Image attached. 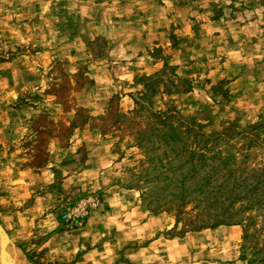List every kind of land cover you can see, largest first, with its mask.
<instances>
[{"label": "rangeland", "instance_id": "1", "mask_svg": "<svg viewBox=\"0 0 264 264\" xmlns=\"http://www.w3.org/2000/svg\"><path fill=\"white\" fill-rule=\"evenodd\" d=\"M0 230L33 264H264V0H0Z\"/></svg>", "mask_w": 264, "mask_h": 264}, {"label": "bare ground", "instance_id": "2", "mask_svg": "<svg viewBox=\"0 0 264 264\" xmlns=\"http://www.w3.org/2000/svg\"><path fill=\"white\" fill-rule=\"evenodd\" d=\"M11 240V239H10ZM0 264H33L24 251L9 241L0 230Z\"/></svg>", "mask_w": 264, "mask_h": 264}]
</instances>
